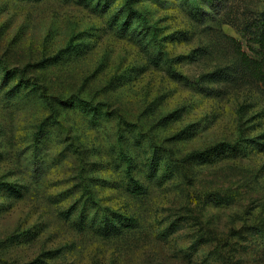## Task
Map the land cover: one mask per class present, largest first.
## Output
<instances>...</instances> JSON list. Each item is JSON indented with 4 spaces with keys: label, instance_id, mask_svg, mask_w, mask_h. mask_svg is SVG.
Returning a JSON list of instances; mask_svg holds the SVG:
<instances>
[{
    "label": "rangeland",
    "instance_id": "374dc122",
    "mask_svg": "<svg viewBox=\"0 0 264 264\" xmlns=\"http://www.w3.org/2000/svg\"><path fill=\"white\" fill-rule=\"evenodd\" d=\"M129 1L0 0V264H264V0Z\"/></svg>",
    "mask_w": 264,
    "mask_h": 264
},
{
    "label": "trees",
    "instance_id": "16d2710c",
    "mask_svg": "<svg viewBox=\"0 0 264 264\" xmlns=\"http://www.w3.org/2000/svg\"><path fill=\"white\" fill-rule=\"evenodd\" d=\"M123 11L124 12L127 11L129 13V16L137 12L134 9V5L129 0H126V3L123 7L122 12ZM1 71L6 74V79H9L12 76V69H9L7 61L3 62V68ZM15 87L16 88H14V91L21 90L22 87L25 88V90L28 88H31V89L36 88L35 83L32 84V83H30V81H25V80L22 81V83H19ZM70 101H72V100H70ZM231 147H232V150H227L228 153H235L238 151L237 146H231ZM220 153H224V150L216 149L214 152H211L212 155L211 154L210 155L211 156L217 155V154L220 155ZM121 158H123V160H124L122 165L124 163L128 164L125 166V169L128 172L127 173L128 177L130 179L132 178V181H129V183L128 182L122 183L123 188L125 189V191L127 193H129L132 196L139 195V194L140 195L145 194L147 191L146 187L144 185H142L140 183V181H138L137 179H135L133 177V168H135V165H133L134 159L131 156H129V154L127 152L123 153V157H121ZM160 164H161V159H158V158H157V160L155 159L153 162L149 163V165L147 166V171L149 172V174H151V176H153L154 174L156 176V174L158 173V169H159L158 167H160ZM149 174H148V176H149ZM5 188H7V191L10 193V195H9L10 197H14V198L16 197L18 199L24 198L26 195V192H27L26 187L17 186V185L7 184V185H5ZM85 214H86V212H83L82 216H81L82 221H84V223H85L82 225L83 226L84 225H90L89 227L84 226V227H86L85 229L94 231L98 235L103 236L104 238H111L113 235H118V234L122 233V231H126V230H129V229H132L133 227H135V226H133L134 221H131L132 220L131 217H123L124 218L123 221L115 220V222H114V221H111L110 218H106V216H107L106 212L102 213L101 210L100 211L95 210L93 212L94 216L92 217V220H90L89 224H88L87 222H88V219L90 218V216L87 214L85 215ZM84 218H85V220H84ZM120 218H121V216H120ZM128 227H130V228H128ZM81 229H83V228H81ZM48 255H50V254H48ZM40 262H42V264L45 263L43 260L40 261V259H38V260H35L32 264H39Z\"/></svg>",
    "mask_w": 264,
    "mask_h": 264
}]
</instances>
